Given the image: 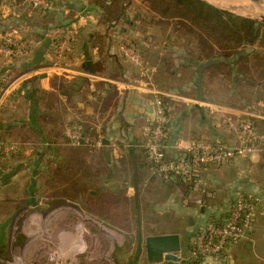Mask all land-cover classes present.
Wrapping results in <instances>:
<instances>
[{
  "label": "crops",
  "instance_id": "obj_1",
  "mask_svg": "<svg viewBox=\"0 0 264 264\" xmlns=\"http://www.w3.org/2000/svg\"><path fill=\"white\" fill-rule=\"evenodd\" d=\"M54 1L63 5L65 12L42 14L19 8L15 1L0 0V38L16 34L18 39H26L30 44V50L20 60H0V85L8 90L0 110V178L6 176L7 171H11L9 176H15L24 169V156L8 158L1 147L7 141L5 135L9 129L30 130L43 142L51 137L54 146L61 140L66 141V127L80 124L101 142L96 157L109 171L102 175L103 185L111 190H122L126 185L127 197L133 198L135 176H141V180L145 175L148 177L146 166L149 161L144 145L155 117L153 91L177 96L164 97L169 116L165 142L169 160L185 154L197 141L238 146L240 122L246 114L254 116V124L264 133V97L255 101V111L216 99V95L224 98L225 94L226 97L237 94L241 100V87L231 90L222 79L202 76L205 64L189 61V54L183 52L182 47L178 48L175 41L169 40L175 37L174 31L156 24L139 32L137 23L143 13L134 11L131 5L119 22L109 24L107 15L95 6L93 0ZM66 24L74 25L77 34L68 59L58 69L53 67V34ZM147 34L160 35L167 40L152 42L151 37L145 38ZM124 42L137 46L143 65L136 66L122 58L118 46ZM87 62L91 65L84 68ZM185 71L191 74L190 77L184 76ZM54 79L59 85L52 83ZM215 82L219 83L218 93ZM252 88L260 93L257 89L264 88V80ZM44 97L46 101L42 105ZM40 123L49 129L50 136H46ZM35 158L38 164L29 165V168L37 170L43 157L36 155ZM67 159L68 166L82 164L91 169L93 165L88 153L76 157L70 152ZM254 166L264 168V152L205 168L200 189L190 188L182 180L170 186L176 185L177 189L184 190L182 202L195 206L197 201H202L198 218L210 216L220 221L232 210L241 192L254 193L264 202V173H254ZM229 167L235 168L230 174L226 171ZM252 173L256 175L251 176ZM32 175L30 185L35 186L37 172ZM224 185L219 190V186ZM186 187L190 188L189 192ZM199 229L188 235L189 244L186 242V249L181 254H189ZM256 248L261 252L257 253ZM249 250L254 257L249 256ZM223 261V264H264V213L257 218L248 240L229 245Z\"/></svg>",
  "mask_w": 264,
  "mask_h": 264
},
{
  "label": "rangeland",
  "instance_id": "obj_2",
  "mask_svg": "<svg viewBox=\"0 0 264 264\" xmlns=\"http://www.w3.org/2000/svg\"><path fill=\"white\" fill-rule=\"evenodd\" d=\"M12 1L16 2V0ZM204 1L213 5L208 0ZM237 1L246 6L249 5L243 10L235 11L213 6L237 16L262 22L264 1ZM131 2L130 8L143 13L141 20L137 23L139 32L148 25L159 24V27L169 28L176 34L175 26L172 23L162 24L158 18L155 19L156 16L153 13L146 12L147 5L141 3V0H131ZM37 15L40 16L35 13V16ZM61 32V29L57 28L53 34L55 36L53 50L56 46L55 43L57 44L60 40ZM149 37L152 38V42L162 40L164 43V40H167L166 38L162 39L160 35H156V37L151 34L145 35V38ZM22 38L25 37L22 36ZM173 38L169 40L175 41L176 46L182 47L186 54L192 53L194 50L192 48L196 46L190 37L176 34ZM61 65L63 64L61 63ZM190 75L188 71L184 72L185 77H190ZM52 83L55 86H57L56 83L59 85L57 79L52 80ZM218 84L214 83L217 93L220 92ZM257 90L261 92L257 93L256 89L252 87H241V100L238 99L237 94L228 95L229 97H226L225 94L224 98L216 95V99L225 100L227 104L236 107L255 111V106H257L255 101L261 96L264 97V88ZM243 98L244 100H242ZM45 101L46 98H42L41 104L44 105ZM40 126L43 127L46 136H50L49 129L41 123ZM5 138L7 141H4L1 146L5 154L8 158L24 156L22 163L24 169L16 172L15 176H9L11 171H7V175L0 178V264H166L165 261L150 262L148 260L147 237L179 234L182 238L183 253L188 243L189 234H193L195 230L208 222H219L217 218L210 216L198 218L199 206H202L201 200L196 202V207L190 202H182L184 190L177 189L176 185L170 186V183L152 176L148 170V177H144L140 187L143 192L139 203V212L132 201L118 202L114 200L116 198L112 199L109 196L108 200L113 202V205L106 210V215L110 214L109 218L100 217L94 212L90 214L85 199V196H88L85 188L87 184L90 187L98 186V182L104 184L102 176L97 181L94 178L89 181L88 178L93 172L100 174L102 167L96 157L98 147L101 146L99 139H94V145L74 146L65 137L66 141L61 140L53 146L51 143L54 141L51 137H47V140L43 142L32 131L24 128L9 129ZM97 143L100 144L97 145ZM12 145L14 146L13 151L5 150L6 147L10 148ZM70 152L76 157L86 156L87 153L91 155L92 168L87 169L82 164L68 166L67 156ZM36 155L41 159L43 157L42 160L38 159L40 166L37 167V170L34 167L33 169L29 168V165L37 163ZM58 158L60 159L58 160ZM149 165L147 164V166ZM234 170L235 168L229 167L226 171L230 174ZM33 172H37L35 186L30 185L34 178ZM253 172L264 173V168L260 169L258 166H254ZM255 175L251 174V176ZM152 180H155V183L149 184ZM145 181L151 186L144 184ZM124 187L127 196L126 185H123ZM224 187L225 185L219 186V190ZM111 194L116 195L117 192ZM226 214L227 212L223 216ZM109 232L115 235L111 241ZM256 249L257 253L261 252L258 248ZM251 251L249 250V256L254 257L255 254ZM178 256L180 260L188 258V254L180 253ZM257 262L260 261L257 260ZM186 263L189 264V262Z\"/></svg>",
  "mask_w": 264,
  "mask_h": 264
},
{
  "label": "built area",
  "instance_id": "obj_3",
  "mask_svg": "<svg viewBox=\"0 0 264 264\" xmlns=\"http://www.w3.org/2000/svg\"><path fill=\"white\" fill-rule=\"evenodd\" d=\"M24 8L42 14L65 12L63 5L54 0H16ZM60 40L55 43L54 56L55 68H62L68 59L76 38L75 26L61 29ZM30 50V44L18 39L15 34H8L0 38V60L16 61L25 56ZM118 50L122 58L131 64L141 66L143 58L129 43H121ZM5 86L0 85V110L4 106L6 96ZM155 102V117L148 131V141L144 145L147 159L150 164L152 176L167 183L178 181L202 188V172L209 166H220L238 158L247 157L256 152H264V133L260 132L253 122V115L246 114L240 122V144L230 147L224 144L208 142H193L188 151L176 158L169 160L166 156V114L168 107L164 97L177 96L165 95L153 91ZM65 137L74 146L94 145L95 140L79 124L68 126ZM100 143H97L99 145ZM14 146L6 147V151H13ZM264 213L263 199L254 193L241 192L238 194L232 210L219 222H208L202 226L193 239L188 258L180 260L189 264H220L228 255L229 245L246 241L252 234L257 218ZM166 262V261H165ZM168 262H166L167 264ZM183 263V264H184ZM173 264V263H172ZM187 264V263H186Z\"/></svg>",
  "mask_w": 264,
  "mask_h": 264
},
{
  "label": "trees",
  "instance_id": "obj_4",
  "mask_svg": "<svg viewBox=\"0 0 264 264\" xmlns=\"http://www.w3.org/2000/svg\"><path fill=\"white\" fill-rule=\"evenodd\" d=\"M93 3L107 15V21L111 24L123 18L132 2L131 0H93ZM141 3L147 5L145 11L153 13L155 19L158 18L162 24L172 23L176 34L190 37L196 43L194 50L188 56L189 61L205 64L202 76L222 79L231 90L253 87L258 81L264 80V23L218 9L204 0H141ZM22 9L26 8L22 7ZM69 26L71 24H66L60 29ZM130 45L138 50L135 44ZM193 85L197 86L194 82ZM168 117L167 111L166 134L169 126ZM146 167L150 172V166ZM101 168L100 174L93 172L88 176L89 181H92V178L97 181L103 174H108L106 166ZM103 169L104 172H101ZM141 178L139 175L135 176L136 192L132 199H129L125 191L120 188L111 190V187L103 185L102 182H98L99 185L96 187L87 184L85 189L88 196H85V199L89 213L94 212L100 217L109 218L110 214L106 215V210L113 205V202L108 200L109 196L112 199L116 198L114 200L118 202L132 201L138 211L143 192L140 188ZM153 183L155 180L149 184ZM190 188L186 187V190L189 192ZM116 192V195L111 194Z\"/></svg>",
  "mask_w": 264,
  "mask_h": 264
},
{
  "label": "water",
  "instance_id": "obj_5",
  "mask_svg": "<svg viewBox=\"0 0 264 264\" xmlns=\"http://www.w3.org/2000/svg\"><path fill=\"white\" fill-rule=\"evenodd\" d=\"M264 1V0H251ZM264 23V18H262ZM91 64L87 62L83 65L84 68ZM46 76H43L45 78ZM105 144V142H103ZM182 238L179 234H167L159 236H149L146 238V252L147 258L150 262L166 261L171 263H178L180 254L183 250Z\"/></svg>",
  "mask_w": 264,
  "mask_h": 264
},
{
  "label": "bare ground",
  "instance_id": "obj_6",
  "mask_svg": "<svg viewBox=\"0 0 264 264\" xmlns=\"http://www.w3.org/2000/svg\"><path fill=\"white\" fill-rule=\"evenodd\" d=\"M210 3H212L215 6L224 8L226 10H230V11H235V10H243L245 9L247 6L244 5L243 3L237 1V0H208ZM241 1V0H240ZM243 1H247V2H251L249 0H243ZM245 3V2H244ZM264 9V8H263ZM256 11V10H255ZM79 215V214H78ZM81 220V219H80ZM84 220V219H83ZM109 235V239L111 241V239L115 236L113 233H108ZM113 240V239H112ZM119 240V239H118Z\"/></svg>",
  "mask_w": 264,
  "mask_h": 264
}]
</instances>
